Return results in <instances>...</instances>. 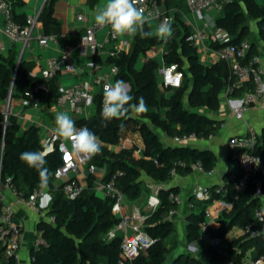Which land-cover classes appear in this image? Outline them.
Returning <instances> with one entry per match:
<instances>
[{"label":"trees","instance_id":"obj_1","mask_svg":"<svg viewBox=\"0 0 264 264\" xmlns=\"http://www.w3.org/2000/svg\"><path fill=\"white\" fill-rule=\"evenodd\" d=\"M12 11L21 0H9ZM56 0H46L40 15L46 30L59 25L53 15V6ZM93 6L97 0H88ZM244 4L247 14L253 18L258 27L259 35L264 43V2L258 0H230L222 7L221 14L216 17L215 23L227 30L230 37L224 43H212L213 48L233 42L248 40L251 31L246 24V14L240 4ZM179 14V13H176ZM175 16L177 17L178 15ZM175 18V17H174ZM178 18V17H177ZM176 18V19H177ZM176 19H174L175 24ZM24 22V21H21ZM191 33L189 28L173 29L172 37L165 43L163 53L165 65L177 63L183 71V83L179 87L164 88L158 80L155 69L156 62L148 58L145 64L135 69L133 64L139 51H146L156 38H144L129 54L121 53L116 61L119 72L118 80L128 81L133 103L143 97L147 104V111L140 113L143 120L137 121L132 114L121 119L105 120L102 117L103 105L96 104L95 112L85 119L78 120L77 124H85L102 141V149L98 155L89 160L101 168L106 169L104 181L112 177L118 170L124 174L117 176L116 183L130 200L140 197L144 180L142 174L158 182H167L171 179L170 169L175 167L177 174L185 175L193 171L192 162L201 161L205 170H212L216 165V156L209 149H199L188 145L165 146L155 130L145 119L162 129L169 136L187 135L195 132L198 135L215 134L222 121L203 113L199 108L215 111L220 107L221 94L229 84L235 82L231 75L228 63L218 60L212 65L204 64L199 57L197 47L187 40ZM251 48L246 60L256 56L257 48L254 41H249ZM259 64L258 61L254 62ZM34 62L21 59L18 64V50L14 47L7 55H0V96L11 99L22 98L32 88L39 77L31 75ZM53 94L57 93L56 78L49 81ZM246 83L236 87L233 95H242L250 89ZM167 91L170 95H167ZM187 93V99L185 95ZM188 103L190 107H187ZM5 115L0 111V176L2 181L10 178L9 185L28 196L39 185V173L28 167L20 160V155L26 151H43L38 128L31 125L20 132V125L16 116L8 115L5 128ZM136 122L142 133L145 147L139 158L133 156V148L119 151L108 149L107 144H118L128 123ZM254 151L264 158V129L257 135ZM49 170V186L54 195L49 206L48 215L54 221L42 220L38 223L39 232L46 240V244L31 251L32 264H116L121 257L122 232H117L111 240L105 235L114 227L119 218L112 212V200L101 197L93 186V175L89 176L88 186L82 193L69 199L59 188L53 189L52 180L56 168L63 162V155L57 149L45 153ZM156 160V161H155ZM239 174L229 181L224 198L232 202L230 211L223 212L219 217L221 225L213 233L223 238L221 250L204 247L200 255L189 256L181 254L170 264H223L228 258L239 262L242 256L251 249L254 257L264 255V234L254 238L239 237L229 240L226 233L234 225H245L255 219L256 209L264 203V171L256 168L248 180L246 187L239 190L236 186ZM261 185L263 195H256V188ZM213 195L219 196L216 187H212ZM180 192V187L171 185L162 187L159 191L160 203L148 214L145 226L148 234L154 238V243L140 252L132 264H164L168 253L166 239L175 230L174 217L166 219L170 210L178 207L176 201L169 198L170 192ZM194 208L186 226L189 241L197 240L199 224L203 219L207 201L195 199ZM240 249V250H238ZM0 248V264H11L13 261L2 254Z\"/></svg>","mask_w":264,"mask_h":264},{"label":"built area","instance_id":"obj_2","mask_svg":"<svg viewBox=\"0 0 264 264\" xmlns=\"http://www.w3.org/2000/svg\"><path fill=\"white\" fill-rule=\"evenodd\" d=\"M167 0H139L138 7H143L145 12H152V19L157 20L158 24L165 18L169 17L174 21V16L164 11L161 7L162 3ZM230 0H186L187 6L193 13L202 16L204 10L222 9L225 3ZM42 9V8H41ZM29 15L24 22H18L14 18V13L11 8L9 0H0V34H5L11 42H22L28 44L33 36L34 30L39 22V15ZM157 9L159 13L157 14ZM78 19L85 21L87 18L84 14L79 13ZM146 26V25H145ZM107 30V36L100 40L98 32ZM230 35L227 30L221 26H214L211 30L205 29L194 30L187 36V40L197 47L198 52L205 50L204 42L224 43L229 39ZM50 41H57L54 35H43L39 38V43L46 45ZM112 43L113 47L109 50V56L112 61L109 64V72L104 76H96L95 83L101 88L102 105H103V87L105 83H112L110 77H115L119 72V65L116 58L131 46V40L120 38V34L114 33L110 26H99L95 21L89 23L85 27L84 33L81 35L79 46L85 51L89 50L91 53L100 54L106 43ZM5 44L0 41V50H5ZM251 48V43L248 40H242L238 43H227L215 49L216 60H225L228 63L231 75L235 77V82L229 84L224 93L228 96L233 95L236 87L250 83V89L243 93L241 99L231 100L235 101L232 106V112L241 117L250 107L259 102L264 106V78L263 69L260 64H255L258 61V56L246 60ZM101 68V64L96 58H91L87 61L85 69L92 74L97 73ZM62 70H69L76 72L78 68L72 60L70 50L66 48L58 57H51L47 61V66L44 67L40 73L31 71V75L39 77L40 80L34 83L32 88L26 92L21 98L24 106L41 105L43 97H50L53 92L49 81L58 76ZM160 82L164 88L179 87L183 83V71L179 68L177 63L163 65L160 68ZM93 81L89 78L81 80L70 86H60L57 93L54 95L59 104L70 106L75 113H82L85 108L90 107L94 102ZM10 95L7 98V105L1 106L0 111L5 115L3 127L5 128L8 115L10 114ZM56 125L52 126L48 138V144L43 152L47 153L54 148H57L63 155V162L56 168L52 185L55 183V188L63 191L69 199L78 197L84 187L79 180L80 175L87 176L95 174L99 170V166L94 163H89L83 154H78L72 147L71 140L59 137L55 133ZM77 128L87 127L85 124H76ZM214 134L198 135L195 132L187 135L172 136L177 144H185L189 140L199 138L205 140L212 138ZM257 139V134L253 130L246 135L234 137L230 140V146L237 148L238 152L235 156V164L239 169V177L236 186L239 190H243L252 172L264 164V158L261 154L254 151V145ZM138 143L130 138H121L118 147L120 149L137 147ZM134 152H142V147L138 146ZM156 161V160H155ZM193 170H199L207 174H212V170H205L201 161L192 162ZM104 171L106 170L103 168ZM123 170H118L116 174L106 181H98L97 186L100 188L106 197H109L112 204V212L119 218L117 224L112 227L105 235L106 240H111L115 237L117 232H122L121 240V257L116 264H132L133 259L142 251L146 250L154 243V238L146 231L145 222L147 216L160 203L159 190L154 191L148 196L147 202L142 207H136L131 211H125L126 195L116 183L117 176L123 175ZM171 178L177 175L175 167L170 169ZM10 178L6 181L1 180L0 176V248L3 250L2 254L6 258H10L13 263L21 264V247L23 244L24 223L23 219L18 215L13 205L5 202L3 188L8 187L15 196L16 202L20 205L30 207L37 212H43V201L49 195L47 190H42L39 185L33 189L28 195H24L9 185ZM227 189L224 186L216 187V192L219 196H214L212 189L208 185L196 184L192 189V196L195 199L207 201L208 204L204 211V216L199 224V235L196 242L203 247L221 250L223 238L213 233L212 227L214 222L225 211H230L233 204L224 198ZM256 195H263L261 185L258 184L256 188ZM169 198L181 204L183 197L180 193L170 192ZM189 208H194V201H188ZM178 207L170 210L165 217L171 219L177 215ZM241 237L254 238L264 234V207H260L255 211V219L245 225H239ZM46 244V240L42 234L36 235L33 247L38 248ZM240 250V249H238ZM104 264V263H99ZM226 264H264V255L254 257L250 251H247L239 262L232 258L226 260Z\"/></svg>","mask_w":264,"mask_h":264},{"label":"crops","instance_id":"obj_3","mask_svg":"<svg viewBox=\"0 0 264 264\" xmlns=\"http://www.w3.org/2000/svg\"><path fill=\"white\" fill-rule=\"evenodd\" d=\"M44 2L45 0H21L20 3H17L14 6L13 13L15 20L18 22L25 21L27 16L37 14L43 7ZM181 2L185 4V9L180 5ZM258 2L263 3L264 0H258ZM106 3L107 0H97L96 3L91 6L88 0H56L53 6V15L59 21V25L50 30H46L43 23L39 21L34 30L32 38L26 45L22 42L13 43L9 38H7L5 34H0V41H2L6 46L5 50H0V55H7L10 49L14 47L18 50V59L20 57L21 59L34 62V68L32 71L36 73H40L41 70L47 66V61L49 58L60 56L62 52L68 48L70 50L72 60L76 64L78 70L76 72L69 70L60 71L56 77L55 87L57 89L60 86H70L86 78H89L93 81V90L95 92L94 102L90 107L85 108L84 111L79 114L75 113L74 110L70 108V106L59 104L54 97L55 94H52L50 97H43L41 105L38 107L24 106L21 98H15L10 101V113L17 117L20 125V132H23L31 125L37 126L41 143L44 148L48 144V138L52 126L55 125V116L57 113L66 112L76 123L78 120L89 118L95 112L97 102H102L101 88L95 83V79L96 76H104L109 72V64L112 61L111 57L109 56V50L113 47V42L106 43L104 50L98 55L91 53L89 50L85 51L78 44L80 42L81 35L85 31V27L89 23L95 21L94 17L97 14V11L102 9ZM161 7L167 13L172 14L175 17L174 19L178 17L175 21V24L172 25L173 29L175 27H179L182 30L184 28H189L191 32L200 29H205L207 31L211 30L214 26H216L215 19L221 14L222 10H204L202 12V16H198L196 13L190 11L186 0H167L166 2L162 3ZM79 13L84 14L87 19L85 21L79 20ZM175 14L178 16L176 17ZM157 26L158 22L155 19H151L150 24L145 26L144 31H151L153 33L151 38H156L158 41L152 44L148 49H146V51H139L133 67L135 69H139L145 64L148 58L153 59L157 64L155 74L160 81L161 76L159 70L164 65L163 53L166 48L164 46L163 40H161L156 35ZM250 31L252 32L251 29ZM43 35H54L57 37V41H50L46 45L40 44L39 38ZM257 35L258 38L251 39V41H254L256 44V56H258V62L263 69L264 78V43L260 38L258 27ZM106 36V29L98 32V38L100 40H103ZM120 38L131 40L130 48L122 52L125 54L131 53L134 47L144 39L141 38L139 32L135 35L123 34L120 35ZM203 47H205V50L203 49L201 52H199L200 60L207 65L214 64L217 61L215 49L211 46L209 41H205ZM91 58H96L101 64L100 70L95 74H92L85 69L87 61H89ZM109 79L112 83H114L116 80H118V77L111 76ZM125 82L130 86L128 81ZM166 93L167 95H170L169 91ZM242 97L243 94L228 96L223 92L220 98V107L213 111V113L210 115L208 114L212 118L222 121L217 132L212 138L205 140L196 138L189 140L185 144H182L213 151L216 156V165L212 174L200 172L199 170H193L192 172L185 175L177 174L174 178H171L167 182H159L153 187V189H151V193L149 194L142 192L140 197L135 200H130L126 197L124 207L125 211H131L136 207H142L147 202L148 196L154 191H160L162 187L166 188L171 185H177L180 187L179 193L182 195L183 201L178 205V212L174 218V222L177 221V225L183 223L186 228L190 214L193 210L189 208L188 201L190 200V197H192V189L194 185L204 184L210 186L211 188L218 186L225 187L229 181L234 179L235 176L239 174V169L235 164V156L238 152V149L230 146V140L237 136L246 135L250 132V130H253L258 135L264 129V106L259 102L250 107L241 117H237L232 112V106L235 104V101L231 102V100L241 99ZM2 99L4 98L0 96V103L2 102ZM158 136L160 141L165 146L180 145L177 144L172 136H169L166 133L165 136H160L159 134ZM121 138L133 139L138 143L137 147H142V152H134V149L137 147H131L133 148L132 154L135 158H139L143 155L145 142L140 130H136V132H128L127 126ZM107 147L113 151L121 150L118 147V144H107ZM260 168L264 171V164ZM105 174L106 170L104 171V169L100 167L95 174H89L87 176L80 175L79 180L83 184V187L86 188L88 186L89 176L93 175V186L97 193V190L101 189L98 188L96 182L104 181ZM52 186L55 190L56 184L54 183ZM47 191L51 196V199L46 197L43 201V212H37L30 207L18 204L10 188H3L5 202H9L13 205L14 209L23 219L24 223L23 244L21 247V264H32L31 251L34 248L33 242L36 235L40 233L38 229V223L42 220H48L49 218H52L48 215V211L54 191L51 190L50 186L48 187ZM98 195L101 197H106L104 192L103 195ZM220 225L221 223L219 222V218H217L212 227V231L217 230ZM226 237L229 240L241 237L239 225H234L226 233ZM190 248L191 250L196 251L199 256L201 250L204 247L199 242L197 243L196 240H193L191 241ZM248 251L251 252V249Z\"/></svg>","mask_w":264,"mask_h":264},{"label":"clouds","instance_id":"obj_4","mask_svg":"<svg viewBox=\"0 0 264 264\" xmlns=\"http://www.w3.org/2000/svg\"><path fill=\"white\" fill-rule=\"evenodd\" d=\"M139 0H107L106 5L97 11L94 17L99 26H110L116 34L135 35L139 32L141 38H150L153 33L144 31L145 25L150 24L152 12H145L143 7H138ZM159 10L157 9V14ZM156 35L165 43L173 35L172 19L165 17L156 28ZM130 86L123 80L114 83H105L103 87L102 117L105 120L121 119L132 114L147 111V104L143 97L133 103L134 97L129 94ZM55 133L62 138L71 140L72 147L78 154H83L87 159L98 155L102 149V141L87 127L77 128L75 121L66 113L60 112L55 116ZM20 160L28 167L34 168L39 173V188L47 190L51 178L43 151H26L21 153ZM51 199V196H47Z\"/></svg>","mask_w":264,"mask_h":264},{"label":"rangeland","instance_id":"obj_5","mask_svg":"<svg viewBox=\"0 0 264 264\" xmlns=\"http://www.w3.org/2000/svg\"><path fill=\"white\" fill-rule=\"evenodd\" d=\"M262 1V0H260ZM184 9H185V4L181 2L180 4ZM241 9L244 11L246 14V24L249 29L252 30L250 33L251 35L248 37V41H251V39H257V27H256V21L251 18L247 12L244 4H240ZM217 11V10H215ZM206 16V15H205ZM168 92V91H167ZM7 98L2 99V102L0 103L1 106H6L7 105ZM185 99H187V93L185 95ZM12 101V99L10 100ZM187 107H190L188 103H185ZM92 108V107H91ZM199 110L203 113L206 114H211L213 111L208 110L206 108H199ZM93 112V111H92ZM136 118L137 121L143 120L140 116V114H133ZM144 121L148 122L153 130H155L160 136H165V133L160 129L159 127L155 126L150 122V120L145 119ZM136 130H139L138 126L136 125V122H129L128 123V132H136ZM165 143V142H164ZM142 178L144 180V187H143V193H151V189L155 185H157L159 182L148 176L146 173L142 174ZM97 193L100 195H103V192L101 190H97ZM48 220L54 221L53 217L49 218ZM167 246H168V253L166 255V260L164 264H170L172 263L177 257H179L181 254L183 255H189V256H197V252L191 250L190 245L191 241L188 240L187 238V230L185 228V225L181 223L180 225H177V221H175V230L167 237L166 239ZM102 263V261L100 262ZM223 264H226V262H223Z\"/></svg>","mask_w":264,"mask_h":264},{"label":"water","instance_id":"obj_6","mask_svg":"<svg viewBox=\"0 0 264 264\" xmlns=\"http://www.w3.org/2000/svg\"><path fill=\"white\" fill-rule=\"evenodd\" d=\"M45 2H46V0H45ZM45 2H44V3H45ZM20 61H21V58L19 57V59H18V64L20 63Z\"/></svg>","mask_w":264,"mask_h":264}]
</instances>
